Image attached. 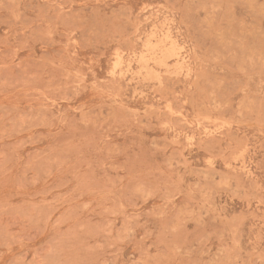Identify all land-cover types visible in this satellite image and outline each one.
<instances>
[{
    "label": "rangeland",
    "instance_id": "1",
    "mask_svg": "<svg viewBox=\"0 0 264 264\" xmlns=\"http://www.w3.org/2000/svg\"><path fill=\"white\" fill-rule=\"evenodd\" d=\"M0 264H264V0H0Z\"/></svg>",
    "mask_w": 264,
    "mask_h": 264
},
{
    "label": "bare ground",
    "instance_id": "2",
    "mask_svg": "<svg viewBox=\"0 0 264 264\" xmlns=\"http://www.w3.org/2000/svg\"><path fill=\"white\" fill-rule=\"evenodd\" d=\"M118 58V57H117ZM120 58V57H119ZM112 66H115V65H112Z\"/></svg>",
    "mask_w": 264,
    "mask_h": 264
}]
</instances>
